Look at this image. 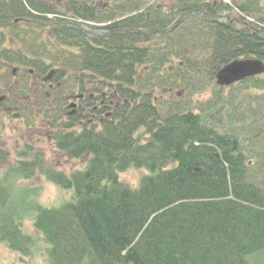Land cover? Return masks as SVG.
Masks as SVG:
<instances>
[{"label": "trees", "instance_id": "obj_1", "mask_svg": "<svg viewBox=\"0 0 264 264\" xmlns=\"http://www.w3.org/2000/svg\"><path fill=\"white\" fill-rule=\"evenodd\" d=\"M58 1L0 0V66L107 93L110 116L66 118L64 98L40 113L51 152L86 162L66 172L25 147L0 175V245L22 263L250 264L264 253V74L215 82L236 60L264 63V0ZM169 91L192 99L156 105ZM9 157L0 148V171ZM130 169L147 172L137 188L119 179ZM37 175L71 197L41 203L21 186Z\"/></svg>", "mask_w": 264, "mask_h": 264}, {"label": "rangeland", "instance_id": "obj_2", "mask_svg": "<svg viewBox=\"0 0 264 264\" xmlns=\"http://www.w3.org/2000/svg\"><path fill=\"white\" fill-rule=\"evenodd\" d=\"M58 4L56 3L55 7L57 9H65V3H59L58 0H56ZM228 2V0L226 1ZM90 24H87V27L85 29L88 32H91V34H96V31H92ZM102 32H99L98 34H101ZM51 71V70H50ZM9 73V74H8ZM4 72L2 69H0V87H8L13 86V89L15 88V83L22 81V82H30L31 79H27V77L23 73H19L16 80H14L12 76V70L9 72ZM26 73V72H25ZM48 73V72H47ZM47 75V74H45ZM55 77L52 78V82L56 84ZM51 82V83H52ZM32 83H35L32 79ZM61 85L60 83H58ZM238 85H236L237 87ZM18 88V87H17ZM19 89V88H18ZM37 90L36 85H31V88H29L27 94L25 96H28L29 99H31V106L36 104V106L33 109V112L36 114V119L34 121H28L27 116L22 118H16V116L13 113L7 114L4 112L3 107L0 104V148L5 150L9 154V160L7 166H2L3 168L0 171V175L3 173L2 171L6 168H9L10 166H14L15 162L17 161L18 154L23 151V149L27 146H30L34 149H37L42 152H46L47 154V162L62 171L70 172L74 170H80L83 165H85L86 159L82 160H74L71 161L67 159L66 157L61 156L58 153L51 152L54 151V145L49 143V137H54L55 132L53 129V124L51 123L50 119H44L41 115H39L41 112L44 113L45 111H49V114L52 115L53 111L55 110L56 104L59 100H62L61 98H64L67 101V98L70 97L71 93H67V91H63L61 93H58L57 95L53 94L51 91L48 90L47 86L42 88L40 87ZM38 92H37V91ZM64 90V89H63ZM77 91V90H75ZM4 91L3 89H0V96L3 95ZM155 104L157 105L160 101L168 102L175 100L178 94L177 98H180L184 102H190L191 97L188 98V95L184 93V91H169V93H165L164 96L160 92H154L153 93ZM51 95V96H50ZM210 97V92L203 95L201 99H207ZM199 98L195 95L193 97V101H197ZM41 107H44L43 109ZM22 116L27 115L26 112H21ZM62 123L64 121H61ZM32 123V124H31ZM31 124V129H29V125ZM77 130H80V127H76ZM47 134L46 138L41 137L43 134ZM51 152V153H49ZM147 175V172L144 170H137V169H130L125 173H122L119 177L120 181L130 185L132 188H137L140 184L141 179ZM31 186L30 188H39L42 190L40 195V202L47 205V206H59L61 203L66 202L70 197L71 194L69 192H63L59 190L55 185H52L50 182L46 180L45 177L42 175H37L30 181L21 182V186ZM24 230L32 235H35L34 228L30 222H26L24 226ZM0 259L3 261L4 264H12L13 262L15 264H47L46 257L42 253L40 257L30 260L26 259L21 262V257L17 254L11 253L5 246L0 245ZM248 262L250 264H264V253H262L259 256H249Z\"/></svg>", "mask_w": 264, "mask_h": 264}, {"label": "flooded vegetation", "instance_id": "obj_3", "mask_svg": "<svg viewBox=\"0 0 264 264\" xmlns=\"http://www.w3.org/2000/svg\"><path fill=\"white\" fill-rule=\"evenodd\" d=\"M2 68L4 72H7L9 70L7 66ZM23 72L24 75L27 77V79L28 78L31 79L30 82H22V81L16 82L14 89H13L14 85L4 88L0 87V89H3L4 91L3 93L4 97H1L4 98L2 103L5 105L3 107L4 112H6L7 114L13 113L16 116V118H22V119H24L27 116V115L22 116L21 114L22 111L29 113V110H31L30 108L36 106V104L31 106V99H29L28 96H25L27 94L26 91H28L29 88H31V85L34 86L35 84L38 91L41 90L39 89L40 87L44 88L47 86L48 90L55 95L59 93L57 92V89L61 87V85L55 84L53 82L51 84L44 83L43 80L44 76L38 77L34 69H25L22 67H19V69L16 72L13 71V77L15 78V80L19 76L18 74ZM32 79L35 83H32ZM81 95L83 96V98L81 99L77 98L74 101V103L76 104V108L68 109L69 104H67L66 109L71 111V113L74 112L76 116L81 114L83 111L84 116L87 119L90 118L89 121L90 124H93L96 121H100L101 123H103L104 119L108 118L110 115L109 106H112V103H109L107 93H103L102 95H99L98 93L86 94V92L81 93L80 91H77L75 94L71 96H81ZM81 123L82 122H80V125ZM41 137L46 138L47 134L44 133L43 135H41ZM48 140L50 143L53 142V137H49Z\"/></svg>", "mask_w": 264, "mask_h": 264}, {"label": "water", "instance_id": "obj_4", "mask_svg": "<svg viewBox=\"0 0 264 264\" xmlns=\"http://www.w3.org/2000/svg\"><path fill=\"white\" fill-rule=\"evenodd\" d=\"M55 72H51L45 79V82L52 80ZM264 74V63L260 60L247 59L236 60L221 69L216 76V83L219 87H229L236 83L247 81ZM72 107H75L73 104Z\"/></svg>", "mask_w": 264, "mask_h": 264}]
</instances>
